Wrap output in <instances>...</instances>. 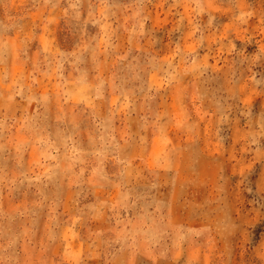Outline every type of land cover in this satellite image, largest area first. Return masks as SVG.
<instances>
[{
  "label": "rangeland",
  "instance_id": "obj_1",
  "mask_svg": "<svg viewBox=\"0 0 264 264\" xmlns=\"http://www.w3.org/2000/svg\"><path fill=\"white\" fill-rule=\"evenodd\" d=\"M0 264H264V0H0Z\"/></svg>",
  "mask_w": 264,
  "mask_h": 264
}]
</instances>
